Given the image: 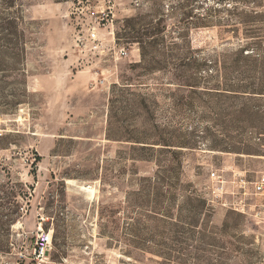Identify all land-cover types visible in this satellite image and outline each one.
I'll list each match as a JSON object with an SVG mask.
<instances>
[{
  "label": "rangeland",
  "instance_id": "rangeland-1",
  "mask_svg": "<svg viewBox=\"0 0 264 264\" xmlns=\"http://www.w3.org/2000/svg\"><path fill=\"white\" fill-rule=\"evenodd\" d=\"M107 6L127 54L94 65L73 37ZM245 82L264 0H0V264H38L41 231V264H264V212L203 195L211 169L264 173Z\"/></svg>",
  "mask_w": 264,
  "mask_h": 264
},
{
  "label": "built area",
  "instance_id": "built-area-1",
  "mask_svg": "<svg viewBox=\"0 0 264 264\" xmlns=\"http://www.w3.org/2000/svg\"><path fill=\"white\" fill-rule=\"evenodd\" d=\"M112 10L107 6L100 10H91L89 20L74 33V47L80 53L88 54L96 61L94 65L106 61H116L127 54V49L118 43L112 29ZM106 29L103 33L101 30ZM95 74H98L97 72ZM105 81V77L97 80ZM229 179L218 169H211L208 183L203 188V195L212 206L227 207L240 213H248L251 207L254 216L264 212V201L258 203V197L264 196V173L256 180L246 178L244 172L232 169ZM52 246L51 234L41 231L33 248L34 260L41 264Z\"/></svg>",
  "mask_w": 264,
  "mask_h": 264
},
{
  "label": "trees",
  "instance_id": "trees-1",
  "mask_svg": "<svg viewBox=\"0 0 264 264\" xmlns=\"http://www.w3.org/2000/svg\"><path fill=\"white\" fill-rule=\"evenodd\" d=\"M3 19V18H2ZM4 20L7 23V26L2 27L4 30H10V28L13 26V23L10 21L9 18H4ZM244 83V82H243ZM253 83L252 82H245V84L240 85L236 89L233 88L231 91H240V92H252V93H259L264 94V86H261L258 90L256 88H252ZM262 85V84H261ZM264 85V84H263ZM251 90V91H250Z\"/></svg>",
  "mask_w": 264,
  "mask_h": 264
},
{
  "label": "bare ground",
  "instance_id": "bare-ground-1",
  "mask_svg": "<svg viewBox=\"0 0 264 264\" xmlns=\"http://www.w3.org/2000/svg\"><path fill=\"white\" fill-rule=\"evenodd\" d=\"M80 188L86 191L88 194H92L94 189L91 185H81Z\"/></svg>",
  "mask_w": 264,
  "mask_h": 264
}]
</instances>
